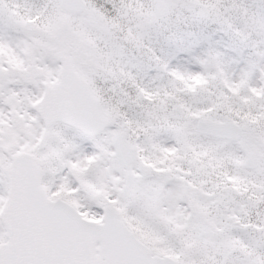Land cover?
Here are the masks:
<instances>
[{
  "label": "snow or ice",
  "instance_id": "6c2138e0",
  "mask_svg": "<svg viewBox=\"0 0 264 264\" xmlns=\"http://www.w3.org/2000/svg\"><path fill=\"white\" fill-rule=\"evenodd\" d=\"M0 264H264V0H0Z\"/></svg>",
  "mask_w": 264,
  "mask_h": 264
}]
</instances>
